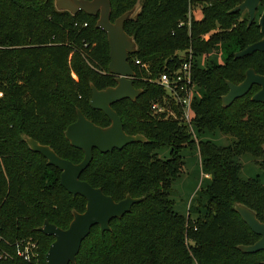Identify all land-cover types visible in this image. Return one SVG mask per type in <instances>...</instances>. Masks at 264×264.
<instances>
[{
	"label": "trees",
	"instance_id": "trees-1",
	"mask_svg": "<svg viewBox=\"0 0 264 264\" xmlns=\"http://www.w3.org/2000/svg\"><path fill=\"white\" fill-rule=\"evenodd\" d=\"M109 1L111 21L136 2ZM242 1L140 0L137 19L124 22V30L137 45L128 61L135 73L133 85L142 94L115 102L112 109L126 134H141L146 141L106 153L94 149L80 179L101 188L114 201L126 195L141 200L122 217L112 219L110 230L92 227L73 264H263L264 250L243 253L238 248L253 244L259 236L234 205L247 206L264 223V184L258 176H240L243 155L264 168V103L251 100L258 86L227 107L221 102L228 91L226 80L238 84L248 68L264 75V52L234 57L261 38L256 20L248 25L247 15L230 13ZM195 7L202 18L189 20V9ZM96 20L97 16L82 11L75 15L58 11L52 0H0V91L12 98L8 103L0 97V247L12 255L0 259V264H46L54 237L38 228L47 220L65 229L72 210H85L86 200L60 185V170L33 152L19 134L78 163L83 152L64 136L76 120V111L98 126L110 124L102 111L89 106L90 83L99 90L116 84V76L108 71L107 37L96 27ZM189 47L197 58L192 66L198 93L192 100L193 130L197 135L216 131L227 135L226 145L198 140L179 120L165 119L151 109L153 102L166 96L154 79L170 57ZM211 49L224 54L223 61L200 64L198 57L207 58ZM135 59L148 69L135 65ZM194 145L206 177L183 215L174 210L170 195L184 164L180 150ZM163 146L170 148L168 158L158 157L156 151ZM27 189L42 203L32 208ZM22 238L37 244V257L30 262L14 254V243Z\"/></svg>",
	"mask_w": 264,
	"mask_h": 264
},
{
	"label": "water",
	"instance_id": "water-1",
	"mask_svg": "<svg viewBox=\"0 0 264 264\" xmlns=\"http://www.w3.org/2000/svg\"><path fill=\"white\" fill-rule=\"evenodd\" d=\"M263 1V10L258 18L261 38L242 50L234 53L235 58L244 57L254 52H264V0H243L230 10V13L246 11L248 25L254 20L256 11ZM58 11H67L71 15L82 11L91 16H97L96 27L105 32L109 45V73L116 76L114 86L97 89L90 83L91 97L89 106L102 111L109 119L110 124L101 127L87 119L80 111H76V120L64 130V136L71 146L83 152V158L78 163L60 157L48 145L40 144L33 138L25 135L24 140L28 147L42 155L48 165L60 170V185L71 195H80L86 200L85 210H72L73 218L67 228L62 229L47 220L38 228L45 235L53 236L54 240L45 254L46 264H73L79 252L82 241L88 236L92 227L98 225L101 232L110 230V221L120 218L130 211L131 206L141 198H132L129 195L119 201L102 192L101 188L93 187L87 181L80 179L81 173L93 159V150L100 153L111 152L113 149H122L133 142H145L141 134L129 135L123 129L120 116L112 109V104L123 99L135 100L142 89L135 88V75L129 61V55L137 51V45L132 36L124 30V22L136 20L140 12L137 5L125 11L114 22L110 21L111 3L109 0H54ZM228 91L221 97L224 107L229 106L235 99L244 96L253 85L259 90L252 96L254 102L264 103V75L256 73L252 68L245 71L244 79L238 84L226 80ZM264 150V146H263ZM234 209L243 222L259 238L250 245H239L243 253H256L264 250V223L260 222L255 212L247 206L236 203ZM264 264V262H263Z\"/></svg>",
	"mask_w": 264,
	"mask_h": 264
},
{
	"label": "built area",
	"instance_id": "built-area-1",
	"mask_svg": "<svg viewBox=\"0 0 264 264\" xmlns=\"http://www.w3.org/2000/svg\"><path fill=\"white\" fill-rule=\"evenodd\" d=\"M187 16L189 20L192 18V9H189ZM181 25L182 22L179 23V26ZM196 59L191 47L178 50L174 57H170L171 62L177 60V63H168L154 79V82L164 89L166 96L162 100L151 104V109L156 114L163 115L165 119L179 120L185 124L194 138H196V135L191 124L192 100L198 96V93L193 82L192 66ZM134 63L141 68L148 69L147 65L141 63L139 59H135ZM5 243L8 244V241H5ZM14 254L21 261L30 262L37 257V244L31 238H22L14 243ZM11 257V253L0 247V259Z\"/></svg>",
	"mask_w": 264,
	"mask_h": 264
},
{
	"label": "rangeland",
	"instance_id": "rangeland-1",
	"mask_svg": "<svg viewBox=\"0 0 264 264\" xmlns=\"http://www.w3.org/2000/svg\"><path fill=\"white\" fill-rule=\"evenodd\" d=\"M53 6H54V0H52ZM136 8L140 7V0H136L135 2ZM55 7V6H54ZM56 9V8H55ZM263 10V6H259L255 15V20L258 22V18ZM193 16L195 19H201L202 18V12L199 8L195 7L193 8ZM245 14H243L244 16ZM111 21V20H110ZM115 21V20H114ZM111 21V22H114ZM207 58L206 56H200L198 57V60L200 64H208L211 60H213L215 63H221L223 61V55L218 52H215V50H208ZM51 70L49 69L48 72ZM57 77H55L56 79ZM0 97H3L6 99V102L10 103L12 101L11 95L8 93H5L4 91H0ZM15 118H18L15 116ZM19 123H16V126H18ZM195 132V131H194ZM196 133V132H195ZM19 136L24 140L25 134L20 133ZM198 140H210L214 142L217 145H226L229 143V137L227 135L221 134L218 131L216 132H204L201 135H197ZM25 141V140H24ZM26 143V142H25ZM27 144V143H26ZM170 148L168 146H163L157 149L158 157L160 158H168ZM183 156V167L182 171L180 172L178 178L173 181L172 183V192L170 197L174 201V210L180 214L187 215L188 210V204L191 201L192 196L196 192V190L199 188V185L201 184L202 178L206 177L203 176V173L200 168L199 164V153L197 145H194L191 148H183V150H180V157ZM182 159V157H181ZM262 160H264V154L262 155ZM242 168L240 171V176L244 179L249 177H256L258 176L261 180V182L264 184V168H260L257 164L254 163L253 159L250 158L248 155H243L240 159ZM50 174V172H49ZM25 194L27 195L29 201L32 204V208H34V203H42V199L37 195L35 192L30 190H25ZM32 211V210H31ZM72 218L73 213L71 212ZM67 217H63V221H67ZM72 220V219H71ZM70 220V221H71ZM64 221V223L66 222ZM70 223V222H68ZM63 224V223H62ZM69 225V224H68ZM32 239V238H31ZM32 241H35L32 239Z\"/></svg>",
	"mask_w": 264,
	"mask_h": 264
},
{
	"label": "flooded vegetation",
	"instance_id": "flooded-vegetation-1",
	"mask_svg": "<svg viewBox=\"0 0 264 264\" xmlns=\"http://www.w3.org/2000/svg\"><path fill=\"white\" fill-rule=\"evenodd\" d=\"M259 6H263V1L260 3ZM239 12H242V14H245V15H247V17H248V13H247L246 11H239ZM256 12H257V11H256ZM254 20H255V18H254ZM254 20H253V21H254ZM253 21H252V22H253ZM257 23H258V22H257ZM253 86H257V85H253ZM253 86H252V87H253ZM259 88H260V87L258 86V89H257L256 91H258Z\"/></svg>",
	"mask_w": 264,
	"mask_h": 264
},
{
	"label": "crops",
	"instance_id": "crops-1",
	"mask_svg": "<svg viewBox=\"0 0 264 264\" xmlns=\"http://www.w3.org/2000/svg\"><path fill=\"white\" fill-rule=\"evenodd\" d=\"M199 153V152H198ZM199 164H200V157H199ZM201 168V167H200Z\"/></svg>",
	"mask_w": 264,
	"mask_h": 264
}]
</instances>
